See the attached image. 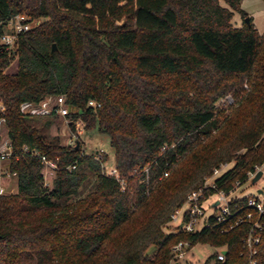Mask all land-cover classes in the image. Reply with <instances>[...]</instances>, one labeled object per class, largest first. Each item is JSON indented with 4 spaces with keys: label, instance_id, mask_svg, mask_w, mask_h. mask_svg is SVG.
<instances>
[{
    "label": "trees",
    "instance_id": "trees-1",
    "mask_svg": "<svg viewBox=\"0 0 264 264\" xmlns=\"http://www.w3.org/2000/svg\"><path fill=\"white\" fill-rule=\"evenodd\" d=\"M242 1L0 0L1 33L17 16L45 20L16 49L0 47V121L13 153L4 164L18 179L16 194L0 195V264H174L180 242L226 248L225 262L215 253L208 264H264V218L255 254L252 225L233 227L253 211L249 197L231 200L226 222L212 215L200 232L167 231L216 169L235 163L215 180L230 195L264 165V33ZM234 12L250 23L235 28ZM228 95L236 103L216 107ZM61 96L70 119L110 137L124 187L104 174L107 155L51 137L60 116L22 110ZM43 156L59 164L51 187ZM90 175L96 189L72 201Z\"/></svg>",
    "mask_w": 264,
    "mask_h": 264
},
{
    "label": "built area",
    "instance_id": "built-area-1",
    "mask_svg": "<svg viewBox=\"0 0 264 264\" xmlns=\"http://www.w3.org/2000/svg\"><path fill=\"white\" fill-rule=\"evenodd\" d=\"M39 21H30L27 16H17L14 19L10 20L5 26V32H0V47H4L6 50L11 51L16 49L18 43V37L21 34L31 31L35 27L39 25ZM245 88L248 89V85H245ZM50 99V98H48ZM236 103V99L233 95H228L224 98H221L217 103L216 107H230ZM89 107L98 108L99 104L91 101L89 103ZM0 109L2 112H5V108L0 103ZM22 110L26 114H32L39 111H36V106L31 104H25L22 106ZM46 112V111H44ZM54 112L56 115L60 116L64 119L68 125V127L73 128L72 131L74 134V138L76 139L78 135H81L86 129V124L83 119H70V111L66 106L65 97H57L56 103L50 109L48 113ZM47 114V113H46ZM3 121V120H2ZM1 122V121H0ZM4 122V121H3ZM77 136V137H75ZM77 145V142H75ZM7 149V150H6ZM6 149L0 150V195L6 194V186L4 185L5 177H10L8 171L3 170V164L8 163L13 156L10 144L8 143ZM166 148H163L165 151ZM104 152H97L94 155V158L100 162H102L104 157ZM42 162L44 164V177L49 175H53L55 171L59 170L58 161L48 160L46 157H42ZM105 164L102 162V166L104 168V174L108 177L114 178L119 181L122 186L126 185L125 179L121 176L119 169L114 166L110 168H105ZM78 162L69 167L70 170L77 169ZM223 168V166H222ZM221 169H216L211 177H208L205 181V184L202 188L193 191L189 194L186 202L178 208L171 215V222L175 226L176 232H185V233H197L202 231L205 227H209V218L212 215L217 216V220L220 223L226 222L228 216H232L230 212V195H227L223 191H218L216 189L215 180L221 176ZM258 170V169H257ZM145 172L148 174L149 170L146 169ZM256 174V173H255ZM46 175V176H45ZM169 173H164V176H168ZM208 191H215L214 194L208 195ZM248 206L253 210L248 212L244 217H239L238 221L233 225V227L238 226L244 222H248L252 225L251 232L249 237L246 240V245L249 248L252 254L256 253V245L260 243V238L258 236H254L255 230L262 229V219L264 218V200H259L258 198H250ZM210 212H209V211ZM232 227V228H233ZM191 247V244L188 242H180L173 248L174 254V263L176 261L181 263L186 256V250ZM226 248H217V261L225 262ZM252 264H257L256 262H252Z\"/></svg>",
    "mask_w": 264,
    "mask_h": 264
},
{
    "label": "rangeland",
    "instance_id": "rangeland-1",
    "mask_svg": "<svg viewBox=\"0 0 264 264\" xmlns=\"http://www.w3.org/2000/svg\"><path fill=\"white\" fill-rule=\"evenodd\" d=\"M222 6L228 8V5L224 2L221 3ZM241 9L246 13L250 19H252L256 29L260 34L264 33V0H243L241 4ZM247 19H243V16L240 12H234V17L232 19V24L235 28H242ZM45 20H39V23H43ZM11 73L17 72V61L12 63L10 68ZM56 103V97H51L44 101L41 105L36 107V113L32 114H46L48 112H43L45 110L51 109V106ZM229 112V111H228ZM86 124V123H85ZM73 128L68 127L66 121L62 118L57 119L56 124L50 130V135L52 138H58L62 145L64 146H74L75 142L83 144L84 155L94 156L97 152H104L108 156L107 162H103L105 168H110L116 166L115 164V151L111 145V139L107 134L101 133L97 127L91 129H85L81 135L75 136L72 131ZM7 142L0 141V150L6 149ZM7 150V149H6ZM235 163L228 165H223L221 174L227 172L228 170L234 167ZM3 170H7V164H3ZM263 170L264 165L261 168L256 170V174ZM80 172L87 173V166L84 165L79 169ZM256 174L250 175V180H248L244 185L239 187L232 195L230 199H241V198H258L259 200H264V175L256 184L253 183V179ZM46 176V175H45ZM52 175H49L45 178V186L51 187L52 184ZM4 185L6 186L5 195H14L18 192V179L16 176L5 177ZM96 189V177L89 176L88 180L84 183L80 190L79 197L72 199L78 200L79 198L85 197ZM263 191V194H260L259 191ZM209 211V210H208ZM210 212V211H209ZM167 231H174L175 226L173 224L167 225ZM216 249L209 245L198 244L196 246H191L186 250V256L181 260V264H208L209 258L216 253ZM153 249L150 250V253ZM210 262L209 264H213Z\"/></svg>",
    "mask_w": 264,
    "mask_h": 264
},
{
    "label": "water",
    "instance_id": "water-1",
    "mask_svg": "<svg viewBox=\"0 0 264 264\" xmlns=\"http://www.w3.org/2000/svg\"><path fill=\"white\" fill-rule=\"evenodd\" d=\"M246 22L247 23H250V20L249 19H247L246 20ZM57 51V46L56 45H54L53 46V49H52V51H51V53L53 54L54 52H56ZM79 142L77 143V147H79ZM264 175V171L263 170H261V171H259L257 174H256V176H255V178L253 179V183L254 184H256L258 181H260V179L262 178V176ZM259 193L260 194H263V191H259ZM225 253H227V251L225 252ZM174 264H181L180 262H178V261H176Z\"/></svg>",
    "mask_w": 264,
    "mask_h": 264
},
{
    "label": "crops",
    "instance_id": "crops-1",
    "mask_svg": "<svg viewBox=\"0 0 264 264\" xmlns=\"http://www.w3.org/2000/svg\"><path fill=\"white\" fill-rule=\"evenodd\" d=\"M52 107H53V105L51 106V108ZM45 111L49 112V110H45ZM0 141L7 142V144L9 143L8 130L6 128L5 122H3V121L0 122Z\"/></svg>",
    "mask_w": 264,
    "mask_h": 264
}]
</instances>
